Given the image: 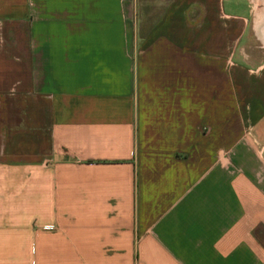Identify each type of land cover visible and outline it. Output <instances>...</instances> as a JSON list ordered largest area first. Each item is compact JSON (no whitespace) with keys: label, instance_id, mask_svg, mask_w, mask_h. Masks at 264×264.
Returning a JSON list of instances; mask_svg holds the SVG:
<instances>
[{"label":"crops","instance_id":"1","mask_svg":"<svg viewBox=\"0 0 264 264\" xmlns=\"http://www.w3.org/2000/svg\"><path fill=\"white\" fill-rule=\"evenodd\" d=\"M220 8L0 0V264H264V15Z\"/></svg>","mask_w":264,"mask_h":264},{"label":"rangeland","instance_id":"2","mask_svg":"<svg viewBox=\"0 0 264 264\" xmlns=\"http://www.w3.org/2000/svg\"><path fill=\"white\" fill-rule=\"evenodd\" d=\"M263 5L264 0H220V9L222 10L223 14H227L230 16H241L243 19L246 20L247 27L245 28L246 32L244 33V38L247 37L246 42H249L246 48L255 50L256 52L258 41L256 42L254 39V35H252L253 31H255L254 28L252 29V21H255L256 17L257 20L260 16L263 17ZM262 20L264 19L262 18ZM259 24L257 29L259 28L258 32L262 33V31H264V22ZM242 43L243 41H241L240 44ZM261 51L264 53V49H261ZM262 59H264V55H262ZM260 156L264 161V151L260 153Z\"/></svg>","mask_w":264,"mask_h":264}]
</instances>
